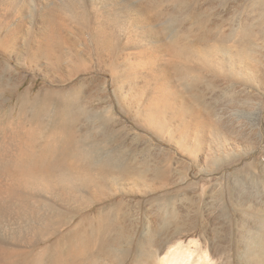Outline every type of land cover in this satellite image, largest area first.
Returning a JSON list of instances; mask_svg holds the SVG:
<instances>
[{
  "label": "bare ground",
  "instance_id": "6f19581e",
  "mask_svg": "<svg viewBox=\"0 0 264 264\" xmlns=\"http://www.w3.org/2000/svg\"><path fill=\"white\" fill-rule=\"evenodd\" d=\"M181 14H185L182 19ZM201 14L191 0H0V50L23 58L28 67L45 75L66 71L69 77L80 73L86 60L92 63L95 57L103 63L106 58L107 66L103 65L118 85L122 82L115 75L113 61L131 57L138 67L131 71L135 79L160 75L167 76L170 83L173 76L183 84L181 87L185 84L187 99L180 96V89L159 93L160 106L186 104L184 112L181 110L175 116L169 113L170 118L179 120L194 112L195 106L189 105L201 102L198 91L195 92L197 84L187 83L195 70L178 66L179 56L200 60L199 64L215 70V66L231 69L230 66L243 63L228 50L219 59L221 52L215 48L199 49V44L211 39L205 30L195 37L197 46L185 42L186 34H179L177 28L183 29L189 22L205 27ZM70 26L79 29V33H74ZM217 41L244 45L253 38L247 31L230 30L220 34ZM167 55L178 60L166 62ZM246 69H239L238 65L233 74L245 73ZM20 77L0 62V130L4 134L0 138V218L14 214L12 217L24 225L21 229L5 227L4 223L0 227V264H209L206 251L199 244L193 242V249L182 242L173 246L172 240L181 237L185 229L179 216L171 211L175 205L172 202L158 206L157 228L136 243L137 255L128 262L135 224L130 221L126 203L115 198L93 215L84 212L95 203L118 197L117 194H133L144 188L148 167L142 163V168H137V163H133L138 139L125 144L122 138H113L116 135L110 131L114 126L112 118L102 116L103 112L93 107L98 89L96 78H87L67 91L42 88L34 96L30 89L16 95ZM84 84L87 90L83 89ZM165 107L169 109V105ZM105 112L109 113V109ZM156 117L166 115L159 111ZM194 122L189 119L185 124L192 133L185 132L180 138L181 149L195 147L190 144L198 133ZM165 127L162 124L155 129L163 131ZM100 129L109 132L101 134ZM36 130L40 131V138L33 136ZM126 146L133 155L124 156ZM209 153L216 151L209 149L204 156ZM160 174L163 172L157 170L155 177ZM220 213H224L223 207ZM262 215L254 219L257 233L250 232L254 242H243L244 252L239 260L244 264H264V218H259ZM76 216H80L77 221ZM220 230L223 235H215V239L230 243L225 223ZM243 232L246 235L249 231ZM49 239L53 243L36 250Z\"/></svg>",
  "mask_w": 264,
  "mask_h": 264
},
{
  "label": "rangeland",
  "instance_id": "374dc122",
  "mask_svg": "<svg viewBox=\"0 0 264 264\" xmlns=\"http://www.w3.org/2000/svg\"><path fill=\"white\" fill-rule=\"evenodd\" d=\"M191 1L200 8L202 13L200 16L206 20V26L199 28L193 22H189L183 29L177 28L179 34H186L185 42H194L198 33L205 30L210 33L211 39L201 43L204 47L194 42L195 46L199 44L197 47H202L199 49L203 51L204 48L205 50L210 47V49L215 48L222 53L218 55L219 57L217 56L219 59L224 57L223 53L228 50L235 57L237 55L236 58L240 57L238 59H242L243 63L230 66L231 69L228 66L223 68L215 66V70L213 67L209 68L207 64L200 63V66V60L197 61L194 58L187 59L179 56L178 60L173 55L165 56L166 62L178 60L176 61L178 66L190 69L191 72L195 70L192 76L189 75L187 78L191 82L187 80V83L197 84L195 92L198 91L196 94L201 97V102L189 105L193 108L195 106L194 112L183 119L170 118L169 113L177 115L179 111L186 108V104L180 102H175L173 105L167 104L169 109L165 107L167 105L160 106L159 93L176 92L180 89L178 90L180 96L187 99L185 84L181 87L183 84L173 76L171 78L179 83L173 79L167 83V76L162 78L160 75L157 78L147 75L146 79H135L131 71L138 70V67L134 64L135 62H132L134 60L131 57L113 61L116 68L115 75L117 74L119 82L120 80L122 82L119 88L118 80L112 79V73L106 68L108 63L104 60L106 58H103V63H98L95 57L92 63L86 60L85 64L89 66L84 65L80 73L69 77L66 71L45 75L34 67H28L23 58L17 59L13 57L15 54L11 56L5 50H0V62L7 64L16 75L21 76L16 95L25 89H30L34 96L42 88L67 91L82 84L87 78L94 77L97 79L98 89L97 97L93 100V107L99 108L98 111L103 112L102 116L112 118L114 126L110 131L113 130L117 136L113 138H122L125 144L138 139V151L137 154L135 153L137 156L133 155L134 153L130 152L127 146L124 156L129 157V153H133V160L135 159L133 163H137V168H142V163L148 167L145 183L142 184L144 188H140V192L133 194H117L118 197L95 203L92 209L84 212L86 215H93L98 208L111 204L115 198L122 199L126 203L131 219L129 220L135 224L128 250V262L133 261L132 258L137 255L136 243L145 240L144 238L157 228V208L161 204L171 202L175 204L171 211L179 216L182 227L185 229L181 237L178 236L172 240L173 246L182 242L184 245L189 244L193 249L195 247L193 242L199 244V248L206 251L209 264H244L239 260L244 252L243 242H254L251 239V235L257 233L254 227L257 224L254 219L257 215L264 214V0ZM181 17L184 18L185 14H181L179 18ZM70 28L74 33L80 31L73 26ZM230 30L247 31L252 34L253 41L244 44L245 46L233 42L219 44L217 37L220 34L229 33ZM167 31L164 33L168 34ZM206 43L207 45L210 43L208 47ZM238 65L239 69L243 67L248 69L245 73L237 72L235 76L233 73ZM128 82L129 84H126ZM82 87L87 90L86 84ZM11 98L15 99L13 96ZM156 103L160 107H157ZM107 109L109 113L105 112ZM159 111L166 117L157 118L156 114ZM189 119L192 123L195 121L194 129L198 133L194 137L197 140L190 141V144L195 147L187 151L179 147V141L185 132L192 133V130L185 125ZM206 119H208L207 122H205ZM162 124L166 126V129L163 131L155 129ZM36 131L37 133L35 132L33 136L37 135L36 138H40V131ZM100 132L105 134L109 131L100 129ZM1 133L3 134V131L0 132V138H3L4 134ZM209 149L216 151V154L209 153L205 157L204 154ZM140 152L142 153L139 154ZM157 170H161L164 175L155 177ZM146 177H149L148 180ZM159 178L160 181H158ZM221 207L224 213H220ZM13 215L6 214L0 218V227H3L4 223L5 227L21 229L24 226L23 222L14 219ZM76 218L75 221L80 219V216ZM224 223L229 229L230 243L215 239V235H223L220 227ZM244 229L249 231V236L244 234ZM53 241L49 239L47 243L40 244L36 250Z\"/></svg>",
  "mask_w": 264,
  "mask_h": 264
}]
</instances>
